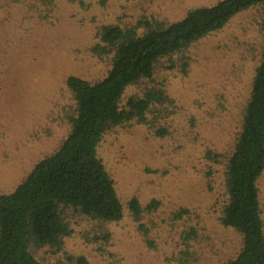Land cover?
<instances>
[{"label": "rangeland", "instance_id": "rangeland-1", "mask_svg": "<svg viewBox=\"0 0 264 264\" xmlns=\"http://www.w3.org/2000/svg\"><path fill=\"white\" fill-rule=\"evenodd\" d=\"M217 1L0 0V192L13 191L69 132L75 100L67 76L96 81L108 73L111 55L93 50L101 25L171 22ZM263 19L260 4L242 10L180 54L164 57L150 78L126 87L122 106L151 88L164 90L168 100L151 104L142 121L109 127L97 147L123 217L74 213L60 249L31 245L40 261L224 264L238 253L242 235L220 219L226 161L264 50ZM257 185L264 229V170ZM132 196L142 205L152 198L160 203L137 220L127 206ZM181 208L187 211L175 216ZM191 227L196 234L184 237Z\"/></svg>", "mask_w": 264, "mask_h": 264}, {"label": "trees", "instance_id": "trees-1", "mask_svg": "<svg viewBox=\"0 0 264 264\" xmlns=\"http://www.w3.org/2000/svg\"><path fill=\"white\" fill-rule=\"evenodd\" d=\"M257 4L262 6L264 17V0H219L190 8L171 22L140 20L130 26H100L99 42L93 50L111 55L108 73L96 81L67 76L65 82L75 100L69 132L58 148L34 164L13 191L0 192V264H49L34 255L31 245L60 249L71 232L74 213L103 221L123 217V204L97 147L109 127L132 119L142 121L151 104L168 100L164 90L151 88L143 96L130 97L122 106L124 90L141 78H150L164 57L180 54L200 38L221 29L237 13ZM138 24L144 26L142 32ZM180 66L186 70L188 61L181 60ZM160 132L164 133L162 129ZM263 170L264 50L254 69L241 130L226 161L227 200L220 219L242 235V246L224 264H264L257 185ZM159 203L152 198L142 205L132 196L127 206L138 220L144 210H154ZM186 211L181 208L175 216ZM195 234L191 227L184 237ZM78 259L84 262V258Z\"/></svg>", "mask_w": 264, "mask_h": 264}]
</instances>
